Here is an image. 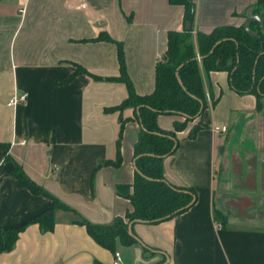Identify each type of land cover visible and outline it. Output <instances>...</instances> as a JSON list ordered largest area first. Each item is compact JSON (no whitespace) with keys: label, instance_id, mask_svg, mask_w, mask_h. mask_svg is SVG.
Wrapping results in <instances>:
<instances>
[{"label":"crops","instance_id":"obj_1","mask_svg":"<svg viewBox=\"0 0 264 264\" xmlns=\"http://www.w3.org/2000/svg\"><path fill=\"white\" fill-rule=\"evenodd\" d=\"M253 4L197 0L192 29L242 25ZM184 27L182 6L168 0H0V143L8 146L6 155L0 152V231L26 224L0 264H113L115 253L121 264H264V223L225 217L221 228L213 219L223 209L214 205L221 168L231 165L233 149L257 115L254 97L233 93L224 72L206 79L209 99L217 102L203 111V128L188 138L196 121L187 123L176 133L177 150L162 162L167 183L195 194L185 212L158 224L133 223L137 242L117 245L114 254L74 224L72 213L55 212L47 233L27 224L51 203L17 188L15 167L90 224L108 225L130 209L114 187L132 182L138 125L131 109L105 111L118 106L126 90L103 80L119 76V44L134 93L149 95L167 33ZM101 33L113 42L94 41ZM75 67L102 81L83 74L68 81ZM22 93L23 103L7 105ZM119 116L127 121L120 140ZM175 122L181 119H156L163 131ZM211 126L227 131L216 135ZM117 151L119 165L113 166Z\"/></svg>","mask_w":264,"mask_h":264},{"label":"trees","instance_id":"obj_2","mask_svg":"<svg viewBox=\"0 0 264 264\" xmlns=\"http://www.w3.org/2000/svg\"><path fill=\"white\" fill-rule=\"evenodd\" d=\"M252 15L259 18L248 23L247 31L239 26L223 25L214 27L209 33L195 32L190 14L191 0H168L171 5L183 8V23H189L188 31L168 32L166 49L154 68V89L152 93L138 96L125 74L121 46L117 44L119 76L104 79L124 85L126 98L106 112L133 111V120L138 125L136 142L132 146L133 178L130 184L114 187L115 194L128 201L130 209L123 217L114 218L108 225H94L79 218L70 208L51 197L40 186L29 180L19 167L11 173L17 188L25 189L34 196L50 201V207L39 213L27 224L37 225L41 233L52 230L54 214L57 211L72 213V222L84 227L88 237L99 247L114 254L117 245L130 247L137 239L128 234L127 227L133 223L158 224L185 212L195 202L190 189L170 185L163 178V159L174 154L178 147L176 133L184 130L187 123L196 121L188 132V138L203 128L200 117L207 107L217 102L209 96L206 79L210 73L224 72L229 89L236 95H250L255 99V110L260 109L264 99V0H253ZM94 41L113 42L105 34H99ZM83 74L94 81H102L75 67L73 75ZM160 115L176 116L181 122L173 123L171 131L157 127ZM119 140L127 122L118 117ZM8 146L0 143V152L6 155ZM6 158V157H5ZM113 166L119 165L117 151ZM214 221L222 228L225 217L215 212ZM25 225L0 231V254L11 251L19 233ZM147 251V248H143Z\"/></svg>","mask_w":264,"mask_h":264},{"label":"rangeland","instance_id":"obj_3","mask_svg":"<svg viewBox=\"0 0 264 264\" xmlns=\"http://www.w3.org/2000/svg\"><path fill=\"white\" fill-rule=\"evenodd\" d=\"M260 104L254 121L245 127V135L238 141L239 147L232 151L231 165L225 167L224 163L221 168L222 186L214 195V205L219 209L222 204L220 214L224 213V217L264 223V99ZM258 162L261 164L259 174Z\"/></svg>","mask_w":264,"mask_h":264},{"label":"built area","instance_id":"obj_4","mask_svg":"<svg viewBox=\"0 0 264 264\" xmlns=\"http://www.w3.org/2000/svg\"><path fill=\"white\" fill-rule=\"evenodd\" d=\"M196 4H197V0H194L193 3H192V7L190 8V14L192 15L193 17V23H194V20H195V16H196ZM195 31L192 29L191 31V34L194 35ZM26 99V94L25 93H22L18 96H12L8 102H7V105L8 106H15L19 103H23ZM205 99H206V102L207 104L210 103V99H209V96L205 93ZM227 131V128L224 127V126H221V127H217V126H211V132L213 134H216V135H219V134H224L226 133ZM23 143H20V145H22ZM113 264H121L120 263V258H119V255L117 253L114 254V262Z\"/></svg>","mask_w":264,"mask_h":264},{"label":"water","instance_id":"obj_5","mask_svg":"<svg viewBox=\"0 0 264 264\" xmlns=\"http://www.w3.org/2000/svg\"><path fill=\"white\" fill-rule=\"evenodd\" d=\"M254 8H255V7L250 8V10H248V11L246 12V14H245V21H244V23H243V28H244L245 31H247L248 23H249L251 20H257V21H259L258 16H256V15H252V12H253ZM189 28H190V24H189V23H185L184 30H185V31H188ZM130 227H131V224H129L128 227H127V232H128L129 235L131 234Z\"/></svg>","mask_w":264,"mask_h":264}]
</instances>
